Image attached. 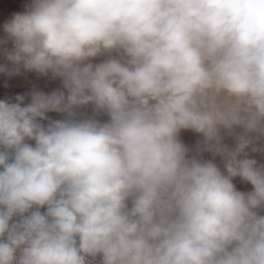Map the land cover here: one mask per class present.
<instances>
[{
	"label": "clouds",
	"instance_id": "9594fccd",
	"mask_svg": "<svg viewBox=\"0 0 264 264\" xmlns=\"http://www.w3.org/2000/svg\"><path fill=\"white\" fill-rule=\"evenodd\" d=\"M3 30L0 73L62 88L0 100V264H264V0H31Z\"/></svg>",
	"mask_w": 264,
	"mask_h": 264
},
{
	"label": "crops",
	"instance_id": "0c3cea01",
	"mask_svg": "<svg viewBox=\"0 0 264 264\" xmlns=\"http://www.w3.org/2000/svg\"><path fill=\"white\" fill-rule=\"evenodd\" d=\"M2 9L0 6V26L3 27ZM2 39V38H0ZM10 48V44L0 45V64H5L7 61L3 56V49ZM115 55V54H113ZM105 57L101 56L93 60V63L101 62ZM62 88V81L59 78H53L51 74L41 75L35 71H26L21 68L20 73L17 75L9 76L7 73H0V100H11L15 102L17 95L25 97L24 103L30 102V93L33 90L51 93L57 89ZM81 118L90 117L94 115L93 106L91 104L84 106L77 110ZM104 115V113H101ZM51 119H62L63 115L56 112H49L47 114ZM106 115V114H105ZM99 115L97 116V118ZM100 118V117H99ZM98 118V119H99ZM108 119L106 115L105 121ZM261 214H264L262 212Z\"/></svg>",
	"mask_w": 264,
	"mask_h": 264
},
{
	"label": "rangeland",
	"instance_id": "374dc122",
	"mask_svg": "<svg viewBox=\"0 0 264 264\" xmlns=\"http://www.w3.org/2000/svg\"><path fill=\"white\" fill-rule=\"evenodd\" d=\"M31 2V0H0V6L2 9V17L3 22L5 23L9 19L12 18L13 14L18 12H24L26 9V6ZM5 33L3 30V27L0 26V38H4ZM11 46V43H8ZM100 117V118H99ZM99 119L105 121L106 115L99 114ZM236 132H240L241 129L237 128L235 129ZM223 134V133H222ZM179 139L185 144L186 147L189 148L190 152L189 155H193L195 153L197 144L199 141L202 140V137L200 134L195 133L192 130H182L179 136ZM224 142L228 144L229 146H232L234 144V140L231 136L225 135ZM29 143H34L29 141ZM257 147H264V138H262L260 141L257 142ZM250 158L256 159L258 164H264V152H251V149H248ZM204 159H212L211 154L208 152H204L203 154ZM221 169L222 172H225L223 162L221 157L217 156L214 161ZM233 183L236 186L238 191L241 192H248L252 190V185L246 181H243L240 177L233 178ZM43 211V209H42ZM86 264H99V260L96 262H93L90 258L86 257Z\"/></svg>",
	"mask_w": 264,
	"mask_h": 264
}]
</instances>
